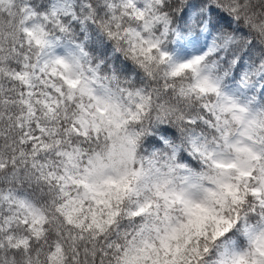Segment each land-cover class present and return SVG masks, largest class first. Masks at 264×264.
<instances>
[{"label": "clouds", "instance_id": "clouds-1", "mask_svg": "<svg viewBox=\"0 0 264 264\" xmlns=\"http://www.w3.org/2000/svg\"><path fill=\"white\" fill-rule=\"evenodd\" d=\"M0 264H264V0H0Z\"/></svg>", "mask_w": 264, "mask_h": 264}]
</instances>
